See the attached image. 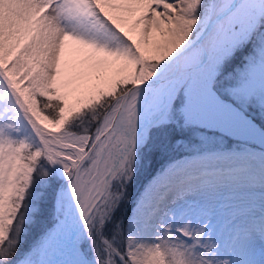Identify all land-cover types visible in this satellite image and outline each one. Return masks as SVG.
Returning <instances> with one entry per match:
<instances>
[{"label":"snow or ice","instance_id":"obj_1","mask_svg":"<svg viewBox=\"0 0 264 264\" xmlns=\"http://www.w3.org/2000/svg\"><path fill=\"white\" fill-rule=\"evenodd\" d=\"M0 264H264V0H0Z\"/></svg>","mask_w":264,"mask_h":264}]
</instances>
